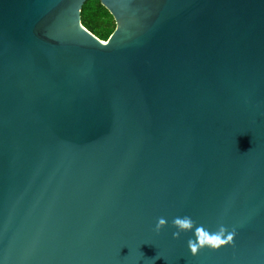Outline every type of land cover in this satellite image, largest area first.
<instances>
[{"label": "water", "instance_id": "obj_1", "mask_svg": "<svg viewBox=\"0 0 264 264\" xmlns=\"http://www.w3.org/2000/svg\"><path fill=\"white\" fill-rule=\"evenodd\" d=\"M87 1L0 0V264H264V0Z\"/></svg>", "mask_w": 264, "mask_h": 264}, {"label": "clouds", "instance_id": "obj_2", "mask_svg": "<svg viewBox=\"0 0 264 264\" xmlns=\"http://www.w3.org/2000/svg\"><path fill=\"white\" fill-rule=\"evenodd\" d=\"M173 227L177 229L173 233V237L177 240L181 238V234L193 231L195 239L188 241V247L192 256H197L200 251L205 248L219 251L227 245H234L236 231H229L225 226L221 225L216 232H211L203 226H196L195 222L189 216L176 217L172 221ZM168 226V221L164 217L158 219L155 231L160 233Z\"/></svg>", "mask_w": 264, "mask_h": 264}, {"label": "trees", "instance_id": "obj_3", "mask_svg": "<svg viewBox=\"0 0 264 264\" xmlns=\"http://www.w3.org/2000/svg\"><path fill=\"white\" fill-rule=\"evenodd\" d=\"M81 18L83 26L104 42L116 29L114 18L100 0H88L83 6Z\"/></svg>", "mask_w": 264, "mask_h": 264}]
</instances>
